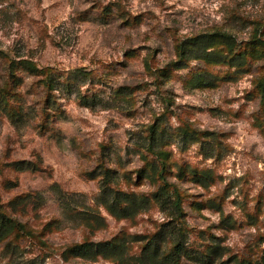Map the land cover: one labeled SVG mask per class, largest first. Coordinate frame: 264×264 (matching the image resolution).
<instances>
[{"label":"rangeland","instance_id":"obj_1","mask_svg":"<svg viewBox=\"0 0 264 264\" xmlns=\"http://www.w3.org/2000/svg\"><path fill=\"white\" fill-rule=\"evenodd\" d=\"M263 80L264 0H0V264H264Z\"/></svg>","mask_w":264,"mask_h":264},{"label":"trees","instance_id":"obj_2","mask_svg":"<svg viewBox=\"0 0 264 264\" xmlns=\"http://www.w3.org/2000/svg\"><path fill=\"white\" fill-rule=\"evenodd\" d=\"M218 37H223V38H230V36L228 34H225V33H222V34H219ZM263 85H264V80H263ZM263 95L262 94V98H263ZM175 206L176 207H179V199L177 198V200L174 202ZM96 245L91 243V242H83L81 244H79L78 246H76L74 248V252L78 255V256H84L88 253H91L94 251V247Z\"/></svg>","mask_w":264,"mask_h":264}]
</instances>
